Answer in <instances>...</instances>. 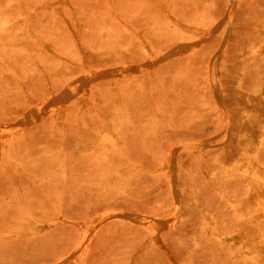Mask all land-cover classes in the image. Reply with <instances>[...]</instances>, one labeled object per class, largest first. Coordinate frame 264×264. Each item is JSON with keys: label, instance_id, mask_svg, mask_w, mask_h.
<instances>
[{"label": "rangeland", "instance_id": "rangeland-1", "mask_svg": "<svg viewBox=\"0 0 264 264\" xmlns=\"http://www.w3.org/2000/svg\"><path fill=\"white\" fill-rule=\"evenodd\" d=\"M0 10L34 35L0 50V264H264L227 241L262 238L240 204L243 157L264 167L246 118L264 103V0Z\"/></svg>", "mask_w": 264, "mask_h": 264}, {"label": "bare ground", "instance_id": "bare-ground-1", "mask_svg": "<svg viewBox=\"0 0 264 264\" xmlns=\"http://www.w3.org/2000/svg\"><path fill=\"white\" fill-rule=\"evenodd\" d=\"M18 4L21 0H9ZM46 1V0H45ZM62 2H57L54 6L45 10L44 17H54L61 13ZM24 7V6H23ZM32 14V13H31ZM30 16L25 11L8 14L0 10V50L6 54V59L15 52H22L25 46L24 38L33 37L30 28ZM18 40H12V37ZM31 40V39H30ZM28 48V47H27ZM264 59V44L258 49ZM261 98L264 99V87L260 92ZM251 98V99H250ZM250 107L248 108L246 118L255 121L257 125L254 131L249 133V137L254 142V145L264 144V103H260L259 95L249 97ZM262 99V100H263ZM249 115V117H248ZM254 148L246 154L241 162V169L248 172L250 187L248 189L245 200L240 204V209L245 218L252 223L262 235L256 240H253L245 233H238L227 238V241L234 248L236 256H246L258 261L264 260V167L260 164L254 154ZM259 153V152H258ZM259 157V156H258Z\"/></svg>", "mask_w": 264, "mask_h": 264}]
</instances>
